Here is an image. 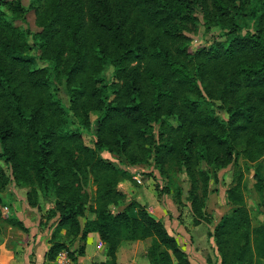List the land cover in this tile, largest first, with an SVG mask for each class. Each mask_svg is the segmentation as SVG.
I'll return each mask as SVG.
<instances>
[{
	"label": "trees",
	"instance_id": "trees-1",
	"mask_svg": "<svg viewBox=\"0 0 264 264\" xmlns=\"http://www.w3.org/2000/svg\"><path fill=\"white\" fill-rule=\"evenodd\" d=\"M29 9L36 32L15 24L27 11L21 0H0V191L26 188L31 207L51 202L49 262L62 248L75 261L84 246L69 243L93 231L107 256L98 264H116L122 241L146 238L152 264H191L163 222L119 187L129 175L101 155L109 152L131 165L151 160L164 175L181 171L194 226L213 222L211 183L232 165L229 212L208 236L220 264H264V0H30ZM200 20L221 34L190 52ZM239 159L254 165L253 210L251 167ZM6 222L24 228L13 215Z\"/></svg>",
	"mask_w": 264,
	"mask_h": 264
},
{
	"label": "rangeland",
	"instance_id": "rangeland-1",
	"mask_svg": "<svg viewBox=\"0 0 264 264\" xmlns=\"http://www.w3.org/2000/svg\"><path fill=\"white\" fill-rule=\"evenodd\" d=\"M29 3L30 0H21L22 6L27 9V11L24 13L22 17L16 18L15 24L23 29H28L31 32H36L39 30V28L35 25L34 22V13L32 9H29ZM200 20V26L195 32L188 33L190 37L189 41V47L188 50L190 52L195 51L196 49L200 48L201 46L208 45V43L211 42V40L216 36L219 37L221 34L218 29H212V30H206L204 26H202ZM223 37H221L222 39ZM37 65L46 67L50 72H52L51 69V63L49 60H38L37 59ZM112 70V67L110 65L106 66L104 70V74L108 77L110 75V72ZM56 81V80H55ZM56 86L58 88L57 94L60 97V99L66 104H69V98L66 92V87L64 85V82L61 83L56 81ZM215 104V114L222 118H227V113L225 112V109L221 106L220 101H214ZM94 118V116H93ZM173 124H175L174 121H172ZM92 133H85L84 139L86 143L89 145H93V138ZM101 155L110 161L116 163L122 170H125L129 178H126L122 180L119 184V187L123 190H125V193L135 200H137L139 203H141L143 206H146L150 202H157L159 204H165V208H172L176 212H173L169 209L166 210V215L172 219L177 217L181 223H185L188 217L187 215H190L189 210V203L186 199L187 190H188V182L184 174L177 170L175 167H169L168 168V175L161 174L156 166H154L153 162L150 160L146 164H137V165H131L124 162H119L118 158L109 153V152H103ZM264 163V161H263ZM239 164L244 170L246 166H250L251 169L247 174L245 173L244 182L248 187V196H247V202L249 205L250 210H253L256 206V203L259 202V198L257 194L254 192L252 188L253 184V164L248 163L247 161L243 159H239ZM0 166H2L5 170H7L6 165L4 162L0 159ZM173 171V172H172ZM232 176H233V166L229 165L228 167L219 170L218 172V181L211 183V189L213 191L209 194L208 200H207V211L213 216V222L210 224L202 223L201 226L196 228V232L198 230L199 234L198 236L189 237L186 233V231L179 232L176 230L175 227H173V223H168L166 220V224L172 230V233L178 238L180 244H182L186 251L191 252L189 255L190 257H195L192 252L194 250H198L201 246L202 250L206 251V254L202 255V258L205 260L204 264H220L219 257L216 251V248L214 246V242L212 237L208 236V231L213 229L214 224L217 222L219 217L229 212V203L226 201V189L232 182ZM14 186V185H13ZM15 187V186H14ZM182 190L181 198L179 201L176 199L175 195L178 191V189ZM95 189V184L90 183L88 185V191L91 196H93V191ZM19 191L14 188H12L11 185L6 186V188L3 191H0V228L2 227V224L6 222V218L13 215L16 218L18 217L16 214L12 212L14 202H22L20 196L18 195ZM25 201L28 206H30L27 203L26 196ZM8 206V213H3V206ZM20 206V205H19ZM228 206V207H227ZM15 207V205H14ZM149 210H152L151 208ZM154 212V210H153ZM86 217L90 216V212H86ZM81 222L84 221V218H80ZM183 228V227H182ZM208 230L206 233L204 231L201 232V229ZM187 229V228H185ZM188 232V231H187ZM201 233V234H200ZM185 238V241H184ZM201 239V240H200ZM200 240V242H198ZM66 242H70L68 239L65 240ZM197 241V242H196ZM195 242L198 243V245H195ZM71 249L76 248L74 241L72 240L70 243ZM126 250V249H125ZM124 250V253H125ZM195 254L197 252H194ZM125 256V254H124ZM193 262L197 261L193 258H191ZM254 264H259V262H255Z\"/></svg>",
	"mask_w": 264,
	"mask_h": 264
},
{
	"label": "crops",
	"instance_id": "crops-1",
	"mask_svg": "<svg viewBox=\"0 0 264 264\" xmlns=\"http://www.w3.org/2000/svg\"><path fill=\"white\" fill-rule=\"evenodd\" d=\"M245 173L247 174L248 172ZM11 186L13 190L15 188L19 191L18 195L22 200V202H14L15 207L13 205L12 212L18 216L17 218L22 222L24 228L13 226L7 222L2 224L0 228V264H48L49 260L46 257V253L51 245V232L55 225V218H46V213L51 207V202L41 198L39 206H28L25 201L26 188ZM150 208L152 210H149ZM146 209L153 217L160 219L172 235L174 234L167 225L168 223L171 224V222L176 230L179 232L183 230L186 231L189 237H197V234H199L200 230L196 232V228L201 226V224L196 226L192 225L191 216L189 217V215H187L188 217H186L187 220L185 223H181L177 217L170 219L166 215V210H171L173 214L176 211L171 207L165 208L164 203L159 204L152 201L146 206ZM259 218H263L262 215H260ZM166 220L168 221L167 224L165 222ZM202 231L206 233L208 230L205 228V230L201 229V232ZM176 239L180 244L177 237ZM200 240L198 242H200ZM152 241V238L136 241H122L116 252V264H152L148 257V250ZM196 242L195 245H198ZM74 243L76 246L79 244L84 246L83 253L76 256L74 264H98L107 259L105 245L97 232H89L85 242L75 239ZM180 246L186 251V248L182 244H180ZM197 247H199V249L197 251L194 250V252L197 253L195 254L192 252L195 257H190L189 254L191 252L186 251L189 261L191 264H204L205 260L202 258V255L206 254V251H204V249L202 250L201 246ZM191 258L197 261L193 262Z\"/></svg>",
	"mask_w": 264,
	"mask_h": 264
},
{
	"label": "built area",
	"instance_id": "built-area-1",
	"mask_svg": "<svg viewBox=\"0 0 264 264\" xmlns=\"http://www.w3.org/2000/svg\"><path fill=\"white\" fill-rule=\"evenodd\" d=\"M8 206H3V213H8ZM49 264H74V261L72 260L70 256V251L67 248H62L59 250L55 257L49 262Z\"/></svg>",
	"mask_w": 264,
	"mask_h": 264
}]
</instances>
